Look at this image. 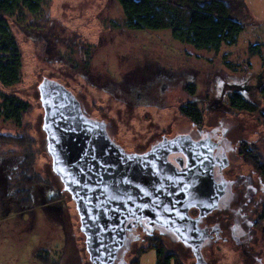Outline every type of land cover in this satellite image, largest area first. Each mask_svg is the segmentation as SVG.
Instances as JSON below:
<instances>
[{"label": "rangeland", "instance_id": "obj_1", "mask_svg": "<svg viewBox=\"0 0 264 264\" xmlns=\"http://www.w3.org/2000/svg\"><path fill=\"white\" fill-rule=\"evenodd\" d=\"M6 20L23 66L20 81L11 87L0 84V92L27 101L31 110L21 127L0 119V135L31 146L37 153L34 174L44 183L32 186V204L22 206L8 188L20 157L0 155V264H90L75 203L46 152L37 86L43 78L70 89L86 114L105 120L109 135L127 151L146 150L162 134L190 130L180 108L193 101L203 112V126L218 119L239 125L264 156V49L253 54L248 43L260 36L257 30L247 29L235 46L198 50L178 42L168 29L130 30L117 0H46L40 13L22 11ZM192 84L191 95L187 88ZM234 93L257 111L234 110L229 99ZM26 147L0 140V153ZM251 167L245 163L241 172L248 174ZM259 221L255 252L260 263L244 261L231 243L215 242L203 250L208 264H264V217ZM140 237L129 241L127 263L157 264L156 250L148 248L155 239L182 264H197L189 248L166 235Z\"/></svg>", "mask_w": 264, "mask_h": 264}, {"label": "water", "instance_id": "obj_2", "mask_svg": "<svg viewBox=\"0 0 264 264\" xmlns=\"http://www.w3.org/2000/svg\"><path fill=\"white\" fill-rule=\"evenodd\" d=\"M37 86L46 152L75 203L90 264H128L124 255L137 226L149 237L156 228L165 231L192 248L197 264H207L202 245L209 236L199 221L227 191L214 177L212 147L183 134L127 151L65 85L46 77Z\"/></svg>", "mask_w": 264, "mask_h": 264}, {"label": "trees", "instance_id": "obj_3", "mask_svg": "<svg viewBox=\"0 0 264 264\" xmlns=\"http://www.w3.org/2000/svg\"><path fill=\"white\" fill-rule=\"evenodd\" d=\"M46 0H0V84L11 87L21 79L22 53L15 40L13 31L6 17L22 11L38 14ZM125 15V26L130 30H171L172 36L181 43L192 45L196 49L219 51L223 45L235 46L244 26L234 15L244 7L243 0H117ZM259 46H251L252 52ZM194 85L187 90L192 95ZM264 95V90H262ZM234 110L256 112L257 106L241 94L230 96ZM30 104L16 96L0 92V119L12 121L17 127L23 124V117L30 111ZM180 113L191 123L202 125L203 112L195 102H187L180 108ZM0 140L27 144L22 138L12 139L0 135ZM20 161L10 174L8 188L14 191V197L22 206L32 204L31 188L35 184L44 183L40 175L34 174V162L37 153L27 146L16 153H0V155H16ZM245 163L252 165L260 177L264 178V156L259 148H248L244 157ZM148 248L156 250L157 264H182L176 255L166 252L159 240H152ZM128 264H138L134 259Z\"/></svg>", "mask_w": 264, "mask_h": 264}, {"label": "flooded vegetation", "instance_id": "obj_4", "mask_svg": "<svg viewBox=\"0 0 264 264\" xmlns=\"http://www.w3.org/2000/svg\"><path fill=\"white\" fill-rule=\"evenodd\" d=\"M191 124L190 130L181 134L176 133L172 137L186 134L193 141L212 147V154L217 158L214 177L217 181L225 183L227 189L219 208L199 221L200 227L209 236L202 245V255L203 250L209 248L212 243H231L239 255L243 256L244 261L248 262L251 259L253 263L255 261L260 263L255 247L258 242L259 219L264 217V178L257 174L253 166L248 174L241 172L242 165H245V153L248 148L257 147V143H253L239 125L226 126L222 119L215 120L208 126ZM164 136L166 135L162 134L160 139H154L148 149L139 152L149 150L152 144L161 141ZM189 213L193 218H197L200 214L195 208ZM155 233L166 235L185 247L165 231L156 228L153 235ZM142 234L147 236L143 227L137 226L130 233V242L132 239L140 240ZM185 248H189L194 257L192 248L188 246Z\"/></svg>", "mask_w": 264, "mask_h": 264}, {"label": "crops", "instance_id": "obj_5", "mask_svg": "<svg viewBox=\"0 0 264 264\" xmlns=\"http://www.w3.org/2000/svg\"><path fill=\"white\" fill-rule=\"evenodd\" d=\"M243 3L244 7L241 11L235 13L234 18L244 26L241 35H243L247 29L260 32V36L248 43H250V47L258 45L260 48L259 52L254 51L251 53H262L264 49V37L262 36V34H264V0H243Z\"/></svg>", "mask_w": 264, "mask_h": 264}]
</instances>
